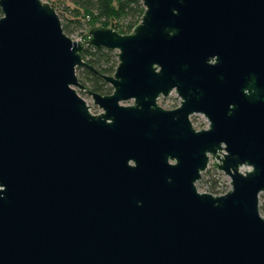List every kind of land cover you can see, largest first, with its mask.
<instances>
[{
    "label": "water",
    "instance_id": "95a60500",
    "mask_svg": "<svg viewBox=\"0 0 264 264\" xmlns=\"http://www.w3.org/2000/svg\"><path fill=\"white\" fill-rule=\"evenodd\" d=\"M140 1L130 33L83 42L48 2L0 0V264H264V0ZM210 158L223 194L196 187Z\"/></svg>",
    "mask_w": 264,
    "mask_h": 264
},
{
    "label": "trees",
    "instance_id": "16d2710c",
    "mask_svg": "<svg viewBox=\"0 0 264 264\" xmlns=\"http://www.w3.org/2000/svg\"><path fill=\"white\" fill-rule=\"evenodd\" d=\"M73 7L67 8L70 17L61 18L63 31L72 34L86 35V23H99L101 26L112 27L122 34L130 33L136 26L144 12V6L140 0H71ZM1 16V9H0ZM90 24V25H91ZM92 24V26H93ZM83 59L98 70L101 74L114 73L118 60L113 50L105 48L96 49L86 46L82 55ZM80 69V82L88 89L100 94H110L111 86L98 74L84 67ZM220 173L216 168H207L203 175L207 177L208 190L218 193L221 186Z\"/></svg>",
    "mask_w": 264,
    "mask_h": 264
},
{
    "label": "rangeland",
    "instance_id": "374dc122",
    "mask_svg": "<svg viewBox=\"0 0 264 264\" xmlns=\"http://www.w3.org/2000/svg\"><path fill=\"white\" fill-rule=\"evenodd\" d=\"M42 1H46L50 5H52L55 8L56 12L61 16V18L70 17V13H69V10H67V8L73 7L71 0H42ZM94 23L95 24L92 23L93 26H92L91 22L86 23V30L84 32L86 35H84V34L79 35V34L75 33V34H72L70 37L73 40L81 37L82 39H84V41H86L88 38L89 29L91 27L100 25L99 23H96V22H94ZM113 51L115 53H117V51H115V50H113ZM80 71H81L80 69H78V68L76 69V75L79 79H80ZM75 89H76L77 93L90 106V112L91 113L99 114L102 112V109L93 103L92 97L89 94H87L86 91L79 89L77 87H75ZM121 103L128 105V104H132L133 100H128V101L121 102ZM157 103H158V105H160L163 108L171 109V108L177 107L180 104V99L175 93H172L171 95H169L166 98L160 97L157 100ZM190 120H191L192 126L196 130H200V129L208 127V120L202 114H194V115L190 116ZM214 161L215 160L210 158V166L208 168H210L212 166ZM245 169H246L245 167L242 168V170H245ZM219 172L222 173L221 171H219ZM206 179H207V177H205L202 173L201 179L196 183V187H197L199 192H207V182L205 181ZM220 179H221V184H222V186H221L222 190L221 191H227L230 188L229 177L226 176L224 173H222V175L220 176ZM259 212L262 216H264V192H261L259 194Z\"/></svg>",
    "mask_w": 264,
    "mask_h": 264
},
{
    "label": "built area",
    "instance_id": "2783aa9c",
    "mask_svg": "<svg viewBox=\"0 0 264 264\" xmlns=\"http://www.w3.org/2000/svg\"><path fill=\"white\" fill-rule=\"evenodd\" d=\"M75 40H77V41H83V42H84V39H82L81 37L76 38ZM213 160H215V159H213ZM209 166H210V163H209L208 167H209ZM211 167H213V164H212ZM242 168H243V167H242ZM242 168H241V170H242ZM229 185H230V179H229ZM221 186H222V184H221ZM221 186H220V188H219V192H218V193H212V194L219 195V194H223V193H225L226 191H221V190H222ZM229 189H230V188H229ZM229 189H228V190H229ZM228 190H227V191H228ZM207 192L211 193V192L208 190V187H207Z\"/></svg>",
    "mask_w": 264,
    "mask_h": 264
},
{
    "label": "flooded vegetation",
    "instance_id": "af4514ba",
    "mask_svg": "<svg viewBox=\"0 0 264 264\" xmlns=\"http://www.w3.org/2000/svg\"><path fill=\"white\" fill-rule=\"evenodd\" d=\"M86 89H88V88L86 87ZM89 90H90V89H89ZM172 93H175V94L179 97L180 102H181V98H180V96L177 94V92H176L175 89L171 90V92H170L167 96H160V97H164V98H166V97H168L169 95H171ZM160 97H159V98H160ZM159 98H158V99H159ZM158 99H157V100H158ZM179 105H180V104H179ZM179 105H178V106H179ZM159 106H160V105H159ZM178 106H177V107H178ZM175 108H176V107H175ZM164 109H166V108H164ZM171 109H174V108H171ZM194 114H202L204 117H206L203 113H193V114H191L190 116H192V115H194ZM190 116H189V118H190ZM206 119H207V118H206ZM207 120H208V119H207ZM190 121H191V120H190ZM208 124H209V121H208ZM194 129H195V128H194Z\"/></svg>",
    "mask_w": 264,
    "mask_h": 264
}]
</instances>
